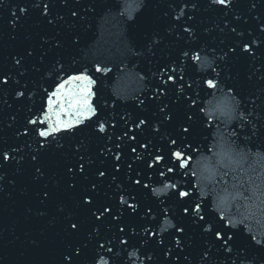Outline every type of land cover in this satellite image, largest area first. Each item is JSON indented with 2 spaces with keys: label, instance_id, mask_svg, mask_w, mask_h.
<instances>
[{
  "label": "water",
  "instance_id": "water-1",
  "mask_svg": "<svg viewBox=\"0 0 264 264\" xmlns=\"http://www.w3.org/2000/svg\"><path fill=\"white\" fill-rule=\"evenodd\" d=\"M21 1H24L23 4L28 6L30 19L18 21V26L14 29L10 23L14 19L11 15V7ZM37 2L40 4V8L32 9L31 5ZM184 2L191 3L192 0H67L66 4L61 0H5L0 3V35L8 37L3 39V42L0 41V60L3 59V64L1 60L0 75L8 73L4 68L8 67V71L13 76V79L9 77L7 85H0V87L8 89L7 96H0V142L6 143L5 147L8 145L15 147L26 144L28 141L26 136H16V132L20 131L25 123L26 108L23 105L26 104V100L16 98L14 96L15 89L25 83L30 88L33 87L32 82L39 80L45 68L50 66L54 59L62 58L66 63H71L73 56H75L76 62L72 63V67H87L89 74L97 79L102 89L100 102L103 103L104 98L110 96L109 103H117L116 111L110 112L109 115L116 117L120 128L117 127L115 130L110 128L109 134H118L124 127L120 115L131 114L135 117L140 114L139 109H136L138 99L149 95L150 88L153 86L151 83L153 78L150 73L157 71L160 65L175 55L179 47L189 43L186 33H184V39H179L177 42L178 37L175 32L182 31L179 25H173L171 31L169 30V25L175 23L173 16L179 12V9L175 10L170 5H179ZM45 3L49 4L50 17L42 14ZM253 4L256 5L255 8L252 7ZM4 9L10 10L2 13ZM73 11L77 12V16H72ZM185 12L186 15L179 24L188 21V16H193V20L188 23L196 28L197 42L201 44L202 48L208 44L210 47H216L218 52L221 49L227 51L228 47L238 43L237 39H240L236 33L231 31L233 27L237 28L238 32L244 33L243 39L251 38L249 31L252 35L264 39V32H261L259 27L261 23H264V0H233L231 9H225L223 6H210L209 0H198L197 9L187 8ZM165 13L168 15L165 16ZM17 14H19L18 9ZM237 16L239 19H236ZM256 17H260V19ZM49 19H52L53 23H49ZM225 21L228 23L226 24ZM22 32H31V34L24 36ZM153 32H158L159 35H153ZM75 34H78L81 40L78 48L74 47L71 41V37ZM16 35L18 36L16 37ZM45 38H48L47 42H45ZM161 38L163 40L155 47V41L161 40ZM56 39L63 41L64 46L56 47ZM29 50L32 52L31 56H27ZM98 50L103 51L98 52ZM7 54H10L12 58L16 55H25L26 59L22 61L23 68L14 66L13 60H5ZM217 54L219 56L221 53ZM205 55L206 53L202 51V61ZM208 57L211 58V55L208 54ZM96 63L111 69L110 73L92 72L91 68ZM218 63L220 62L218 61ZM262 65H264V45L257 49L255 59L248 53H237L232 57L230 65V72L238 75L240 82L245 87L243 89L244 102L240 104V107L244 106L245 109L242 110L245 114L251 112L249 118L257 123L259 130L258 138H253L256 143L250 145L253 149L264 147V93L259 91V88H264V79H261L264 77V66ZM30 67L35 68L29 70ZM36 68L41 71H37ZM24 69H27L24 72L26 75L21 76L20 71H24ZM210 70L205 69L204 71ZM191 72L192 69H189V73ZM197 72H201L199 63ZM74 74L72 72L63 73L61 79H67V76ZM249 75L252 77L251 80L248 79ZM15 79L20 81L19 85L15 83ZM186 79L190 82V77H186ZM43 86L48 87L47 84ZM72 87V84L67 86L68 89ZM93 87L95 89V86ZM194 92L198 93L197 104L205 110L199 113V116L204 119V124H195L191 135L183 133L179 124L185 117L183 109L177 106L176 115L171 122L161 125L159 132L154 133L151 128H148L144 136L138 134V141L152 139L154 145L163 146L167 151L169 148L168 139H177L178 144L183 142L195 145L197 153L207 151L212 131L222 126L220 119L210 117L214 111L219 110L218 105H221V97L223 102L228 101L225 99L228 98L233 103L232 97L235 95V90L228 93L227 87L221 85L217 89H208L203 92L198 87H194ZM213 98L216 100L213 101ZM235 99H240V97H235ZM161 101L169 104L170 108L173 107L172 101L164 97H161L160 101L146 100L145 103L149 105V110L144 115L152 119L159 118L153 117L152 113L159 111L155 104ZM252 101H255V104ZM168 110L164 109L165 112ZM11 116L15 117V120ZM2 120L3 122H1ZM115 122L114 120L113 123ZM235 128L238 127L232 126V130ZM165 133L167 135L161 139L160 137ZM243 138L244 133L240 132L239 139L243 140ZM29 142L31 143L30 140ZM62 143L64 146L59 152H50L44 159L45 168L42 171L45 172V176L39 181L32 178L35 162L30 160V156L20 162V166L24 170L22 173H16L14 161L11 164L5 162V166L0 169V172L5 174L4 179L0 181V185H3V191L0 192V264H69V262L63 261V256L67 254L71 246H79L86 242L89 243L88 255L78 257L75 264H89L88 258H91L92 245L99 237L88 241V234L93 225L100 224L101 221H97L95 217L91 216L88 211L91 206L83 204V195L91 191L95 193L96 206L112 204L115 211L116 184L121 181L127 183V176H134L136 170L147 171L144 169L146 165L135 161L136 153L130 151L131 146H136L132 141L125 140L122 145L123 160L116 161L121 164V171L118 173L114 172L112 168L111 155L105 157L103 154H99L98 158L97 154L99 147L104 143H107L108 147H112V144L119 143V141L114 139L108 142L93 136L88 142V147L84 150L76 147V144L80 143L79 137L76 139L66 138ZM32 146L36 147L35 144ZM113 150L118 151L117 149ZM24 151L28 152L30 149L25 147ZM137 151L144 150L137 147ZM150 151H155V148H150ZM79 156H84L86 160L91 159L94 163L85 166L88 174L87 180L83 179V174L77 173L76 187L68 188L72 177L66 174L67 166L74 164ZM183 158L188 161L190 167L195 156L191 151L184 150ZM101 159L106 163L101 164ZM128 164L133 165L130 173L127 169ZM105 167L107 172L104 177L94 174ZM164 167L161 165V169ZM112 175H117V181L111 180ZM189 175L191 174L189 173ZM148 176L150 179L145 182L149 183L150 188L162 186V183L155 181L163 180V177H157L151 170L148 171ZM177 178L182 179L184 185L189 182L187 176ZM13 180H15V184L10 183ZM97 181L101 182L98 184V189H91V184ZM194 182L195 177H192L193 185ZM46 185L47 188H45ZM42 189L52 192L51 199L45 198L44 204L40 203ZM129 190H132L131 187ZM185 190L189 191V188L186 187ZM192 193L202 204L207 202L208 210L215 214V218L218 219L221 216L212 210L209 200L199 197L194 187ZM140 197L146 203L149 202L146 193H141ZM59 204L64 205V211H58ZM28 208L33 209L32 213L27 212ZM42 209H46L48 214L45 217H38L36 211ZM69 212L73 213L75 218L80 221L78 232L70 228L69 219L71 218L66 219ZM177 215L180 213L177 212ZM53 217H56V222L49 223ZM224 218L223 228L227 230L228 237H232L230 243L232 253L230 255L220 254L224 252V249L216 246L211 237L205 240L206 238L200 235L199 230H194L193 225H188L186 231L190 235L191 243L188 244L186 241V244L194 258L193 264H199V252L205 246L204 243L217 253L212 257V264H264V248L257 244V241L264 244V220L256 218L245 221L239 227H233L230 219ZM101 219L103 220V218ZM110 222L113 225L116 224L114 220ZM173 223L175 224L176 221L173 220ZM161 227H164L162 222ZM111 231L115 232L118 229L114 227ZM166 232H174V229L167 228ZM105 234L111 236V232L107 229L102 230V236ZM171 243L170 239L166 240V245H171ZM118 247L123 249L125 246L118 245ZM129 250L131 251V249ZM150 250L154 260H146L145 264H181V262L188 264L187 261H183V255H181L180 261H173L171 257L166 260L163 255L165 251L163 245L152 243ZM180 253L181 250L176 249L173 255ZM184 254H188V252ZM136 264H139L138 260Z\"/></svg>",
  "mask_w": 264,
  "mask_h": 264
},
{
  "label": "snow or ice",
  "instance_id": "snow-or-ice-1",
  "mask_svg": "<svg viewBox=\"0 0 264 264\" xmlns=\"http://www.w3.org/2000/svg\"><path fill=\"white\" fill-rule=\"evenodd\" d=\"M3 2L5 0H0V3ZM61 2L66 4L67 0H61ZM209 5L231 9L233 0H209ZM170 7L175 10L179 9V12L173 16L175 23L169 25V30L171 31L173 25H179L182 31L175 32L178 37L177 42H179V39H184V33H186L189 43L179 47L175 55L160 65L157 71L150 73L153 78L151 82L153 86L150 88L149 95L144 96L143 99H138L136 109H139L140 114L135 117L131 114L120 115L119 117L123 121L122 125L124 127L120 129L118 134H109L110 128L113 130L117 127L120 128L116 117L109 115L110 112L116 111L117 103L113 102L110 104V96L105 97L103 103L100 102L102 89L97 79H94L89 74L87 67H72V63L76 62L75 56L72 57L71 63H66L62 58L54 59L50 66L45 68L39 80L32 82L33 87L30 88L25 83L14 91L16 98L26 100V104L23 105L26 108L25 123L22 129L16 132V136H26L28 141L26 144L15 147L11 145L5 147L6 143L0 142V169L5 166V162L11 164L14 161L16 173H22L24 170L20 166V162L30 156V160L35 162L33 165L35 171L32 178L35 181H39L40 178L45 176V172L42 171L45 168L44 159L50 152H59L64 146L62 141L66 138L76 139L79 137L80 143H77L76 147L84 150L88 147V142L93 136L96 139L108 142L114 139L119 141V143L112 144V147H108L107 143H104L99 147L97 154L98 158L99 154H103L105 157L112 156L114 172L118 173L121 171V164L116 163V161L123 160L122 145L125 140L132 141L136 145L130 147V151L136 153L134 156L135 161L146 165L144 169L147 171L136 170L134 176H127V183L121 181L116 184L117 191L114 196L117 204L115 211L112 204L96 206L95 193L89 191L83 195V204L91 206L88 209L91 216L95 217L97 221H101L100 224H94L88 234V241L99 237V239H95V243L92 245L91 258H88L89 264H125V257L129 259V264H136V261L143 257L145 264L146 260H154L153 255L150 254V245L152 243L165 246L163 255L166 260L171 257L173 261H180L181 255H183V261L193 264L194 258L188 251L186 244V241L188 244L191 243L190 235L186 231L188 225H193L194 230H199L200 235L206 238L205 240L211 237L215 241L216 246L224 249V252L220 254L230 255L232 253V247L230 246L232 237H228L227 230L223 228L225 218L222 215L218 219L215 218V214L209 212L207 202L202 204L196 199L194 193L185 190L186 187L192 188L190 180L187 185L173 182V178L180 169H185V172L187 170V165L183 158L184 149L191 151L192 143L181 142L178 144L177 139H168L169 148L165 151L163 146L154 145L152 139L138 141V134L144 136L148 128H151L154 133L159 132L161 125L174 119L177 106H179L183 109L185 117L179 127L182 128L183 133L191 135L193 126L202 122V118L199 116L202 108L197 104L196 96L198 93L194 92V87H198L203 92L208 89H217L224 85L227 87L228 93H232L235 90V95L232 97L233 100L235 97H240L239 102H244L243 89L245 87L240 82L238 75L230 72L231 60L237 53H248L255 59L257 49L264 45V39L252 35L251 31H249L251 38L243 39L244 33L242 31L238 32L237 28L233 27L231 31L236 33L240 39H237L238 43L228 47L227 51L221 49L218 52L216 47H210L208 44L202 48L201 44L197 42L196 28L188 23V21L193 20V16H188V21L179 24L186 15L185 9H197L198 0H192L191 3L184 2L179 5H170ZM252 7L255 8L256 5L253 4ZM31 8L39 9L40 4L38 2L34 3ZM17 9L19 10V15L17 14ZM28 11L29 8L26 4H15L11 7V15L14 18L10 21L12 28L15 29L18 26L17 22L21 20V17L26 16ZM42 14L51 16L48 3L44 4ZM71 14L72 16H77L75 11ZM164 15L167 16L168 13ZM256 18L260 19V17ZM60 19H63V17H60ZM236 19H239V17L237 16ZM48 22L53 23L52 19H49ZM225 23L227 24L228 22L225 21ZM259 27L260 31L264 32V23H261ZM205 31H208V29H205ZM153 35H159V33L153 32ZM47 39L45 38V42H47ZM162 40L163 38L155 41L154 46L159 45ZM71 41L73 46L78 48L81 43L80 36L78 34L73 35ZM55 46L58 48L63 47V41L56 39ZM202 51L206 53L203 61L201 59ZM217 53H221L217 61L205 68L208 54L215 56ZM31 55L32 52L29 50L27 56ZM13 59L15 61L14 66L23 68L22 61L26 59L25 55H20L18 58L14 56ZM41 59L43 60V57ZM198 63L201 72H197ZM189 69H192L191 73H189ZM205 69L211 70L204 71ZM26 71L27 69H24L20 74L24 75ZM91 71L107 74L110 73L111 69L96 63L91 68ZM68 72L75 74L67 76V79H61V74ZM9 77L13 79L11 72L0 75V85H7ZM186 77H190V82ZM197 77L199 78L197 79ZM251 78V75H249L248 79L251 80ZM261 79H264V77H261ZM14 81L17 85L20 84V81L16 79ZM45 84L48 87H44L43 85ZM69 84L73 85L71 89L67 88ZM93 86H95V89ZM259 91L264 93V88H259ZM7 95L8 89L0 87V96ZM251 95H254V93H251ZM161 97L171 100L173 107L170 108L169 104L161 101L155 104L159 111L152 113L153 117L159 118L152 119L144 115L149 110V105L145 101H160ZM4 102L6 103V101ZM252 103L255 104V101H252ZM228 107H230V104L227 101L223 105H218V108L222 110ZM166 108L169 109L167 112L164 111ZM242 114H245V112L243 111ZM12 119L15 120V117ZM114 120L116 121L115 123H113ZM253 131L259 130L256 127ZM166 135L167 133L160 138L164 139ZM185 139H188V137H185ZM33 144L36 145L35 148H33ZM172 145L176 146L171 147ZM25 147H28L30 151L25 152ZM137 147L144 151L138 152ZM153 147L155 151H150V148ZM93 163L91 159L86 160L84 156H79L74 164L67 166L66 174L72 177V181L68 183V188L76 187L75 179L77 173L83 174V179L87 180L88 174L85 166ZM100 163L105 164L106 162L101 159ZM161 165L165 167L161 169ZM127 169L130 173L133 165L128 164ZM149 170L157 177H163V180L158 179L155 182L162 183L169 189L168 195L163 199H152L155 189L150 188L149 183L145 182L150 179L148 176ZM106 172L107 168L105 167L94 174L98 177H104ZM4 175L3 172H0V181L4 179ZM180 175H184V173H180ZM117 179V175L111 176L112 181H117ZM10 183L15 184V180L10 181ZM99 183L101 182L92 183L91 189H98ZM109 187H111V184H109ZM130 187L132 190H129ZM45 188H47V185ZM2 191L3 185H0V192ZM41 191L40 203L44 204L46 202L45 198L51 199L52 192L44 189ZM134 192L136 194H133ZM141 193L148 195L149 202L146 203L141 199ZM57 208L58 211H64L63 204H59ZM32 211V208L27 209L28 213H32ZM177 212L180 215H177ZM47 214L46 209L36 211L38 217H45ZM68 218H71L69 219L70 228L78 232L80 221L71 212L68 213L66 219ZM113 220L116 221L115 225L110 222ZM173 220L176 221L174 225L172 224ZM55 222L56 217L49 220V223L54 224ZM161 222L164 227H161ZM114 227L118 231L112 232L111 230ZM167 228L174 229V232H166ZM104 229L111 232V236L106 234L102 236V230ZM176 233H179V235H176ZM168 239L171 240V245H166V240ZM257 244L264 248V244H261L260 241H257ZM118 245H124L125 247L121 249ZM204 245L199 252V264H212V257L217 255V253L213 252L205 243ZM128 249H131V251ZM176 249H180L181 253L173 255ZM88 250V242L79 244V246H71L67 254L63 256V261L75 264L78 257L88 255ZM185 252H188V254H184Z\"/></svg>",
  "mask_w": 264,
  "mask_h": 264
},
{
  "label": "clouds",
  "instance_id": "clouds-1",
  "mask_svg": "<svg viewBox=\"0 0 264 264\" xmlns=\"http://www.w3.org/2000/svg\"><path fill=\"white\" fill-rule=\"evenodd\" d=\"M217 59L218 54L208 57L205 68ZM240 104L239 99H234L227 109L213 112L210 118L220 119L222 126L212 131L207 151L197 153L192 144L191 153L195 158L191 166L185 160L186 172L180 169L173 178L174 182L183 184L177 177L187 176L191 183L195 177L189 192L194 187L199 197L210 201L212 210L230 219L233 227L256 218L264 220V147L253 149L250 146L256 143L253 138H258V131H253L257 124L249 118L251 112L242 114ZM204 111L202 108L201 112ZM201 124H204L203 117ZM233 124H237L244 133L243 143L239 140L240 133L232 130ZM153 188L156 199L168 195L169 189L164 184ZM138 261L144 264L143 257ZM125 264H129L127 257Z\"/></svg>",
  "mask_w": 264,
  "mask_h": 264
}]
</instances>
